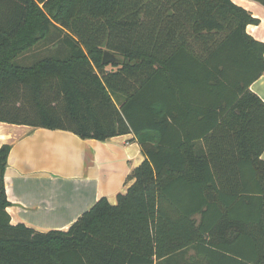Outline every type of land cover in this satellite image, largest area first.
<instances>
[{
  "label": "trees",
  "instance_id": "1",
  "mask_svg": "<svg viewBox=\"0 0 264 264\" xmlns=\"http://www.w3.org/2000/svg\"><path fill=\"white\" fill-rule=\"evenodd\" d=\"M259 22L233 0H0V122L145 156L116 204L40 232L11 223L2 145L0 264H264Z\"/></svg>",
  "mask_w": 264,
  "mask_h": 264
},
{
  "label": "crops",
  "instance_id": "2",
  "mask_svg": "<svg viewBox=\"0 0 264 264\" xmlns=\"http://www.w3.org/2000/svg\"><path fill=\"white\" fill-rule=\"evenodd\" d=\"M233 2L260 20L249 24L247 32L264 42V6L255 0ZM250 89L264 100V73ZM4 144L11 145L4 174L11 223L40 232L68 230L102 197L116 204L118 193L134 182L128 175L145 160L131 133L100 141L66 130L0 122V147ZM188 256L198 259L193 250Z\"/></svg>",
  "mask_w": 264,
  "mask_h": 264
},
{
  "label": "water",
  "instance_id": "3",
  "mask_svg": "<svg viewBox=\"0 0 264 264\" xmlns=\"http://www.w3.org/2000/svg\"><path fill=\"white\" fill-rule=\"evenodd\" d=\"M124 58L121 55H118L114 52H111L109 50H105L103 54V63L104 64H110V63H123Z\"/></svg>",
  "mask_w": 264,
  "mask_h": 264
},
{
  "label": "rangeland",
  "instance_id": "4",
  "mask_svg": "<svg viewBox=\"0 0 264 264\" xmlns=\"http://www.w3.org/2000/svg\"><path fill=\"white\" fill-rule=\"evenodd\" d=\"M32 55H29V57H31ZM28 61H30V60H28V56H26V58H24L23 59V63H28Z\"/></svg>",
  "mask_w": 264,
  "mask_h": 264
}]
</instances>
